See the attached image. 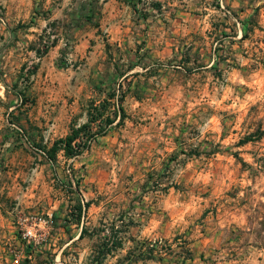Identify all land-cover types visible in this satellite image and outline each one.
<instances>
[{
	"label": "rangeland",
	"instance_id": "1",
	"mask_svg": "<svg viewBox=\"0 0 264 264\" xmlns=\"http://www.w3.org/2000/svg\"><path fill=\"white\" fill-rule=\"evenodd\" d=\"M82 126L87 148L51 162ZM15 203L53 214L36 264H95L111 235L100 264H264V0H0V204ZM14 235L0 220L2 264Z\"/></svg>",
	"mask_w": 264,
	"mask_h": 264
},
{
	"label": "built area",
	"instance_id": "2",
	"mask_svg": "<svg viewBox=\"0 0 264 264\" xmlns=\"http://www.w3.org/2000/svg\"><path fill=\"white\" fill-rule=\"evenodd\" d=\"M63 49L69 58L71 43L63 41ZM18 133L23 145L32 152L43 154L28 138V136L16 124H10ZM82 214L85 207L81 200ZM12 227L14 232V245L8 249L11 260L7 264H36L37 259L43 256L46 246L52 236L53 214L52 212L38 213L23 208L15 203L11 210ZM46 264V263H44Z\"/></svg>",
	"mask_w": 264,
	"mask_h": 264
},
{
	"label": "trees",
	"instance_id": "3",
	"mask_svg": "<svg viewBox=\"0 0 264 264\" xmlns=\"http://www.w3.org/2000/svg\"><path fill=\"white\" fill-rule=\"evenodd\" d=\"M47 50H48V47H46L45 50L40 52L37 57L38 58L42 57L47 52ZM36 67H37V65H35L34 70L32 72H30V74H28V76L35 73ZM18 93L22 99L25 98V94L23 93V91H19ZM118 111H120V112L123 111L121 106H118ZM104 123H105V129H106L107 127L114 124L115 120L111 116H106ZM85 129H86V126H82L78 129H75L70 135L66 136L65 138L56 140L53 143L52 147L50 149H48V151H47L48 159L51 162H53L55 160L56 154L59 150H62L64 152V156H66L68 158H74V157L80 155L82 153V151L84 149H86L88 146L87 140H84V141L79 140V134L82 132L85 134V132H84ZM93 136L94 135H91L90 137L92 138ZM84 207H86V204H84ZM75 210H76V214H75L76 217L75 218L77 221H80V218L82 215V204H78L75 207ZM86 233H87L86 228L82 227L80 234L78 236V240L83 239ZM142 245H144V244L141 243V246ZM121 246H122L121 239H119V238L117 239L113 235H111V237L105 238L104 242L99 247L98 253H101V255L97 256L95 264H100V260L102 258H105L107 255H109V254L115 252L116 250L120 249ZM160 248H161V250L163 249L161 246L158 247V245L157 246L152 245L151 247L147 246L146 250H147L148 255L146 254V256L143 252H141L142 253L141 255H138V254H136V252L134 250H132V252L128 253V255L126 256L125 259H127V261L129 263L130 262L133 263L137 260L146 261V260L152 259L154 253L161 254ZM139 249H141V248H138V252H140ZM187 254L188 255L190 254L189 251L187 252Z\"/></svg>",
	"mask_w": 264,
	"mask_h": 264
},
{
	"label": "crops",
	"instance_id": "4",
	"mask_svg": "<svg viewBox=\"0 0 264 264\" xmlns=\"http://www.w3.org/2000/svg\"><path fill=\"white\" fill-rule=\"evenodd\" d=\"M87 39L84 40H81L80 43L77 44V47H76V51H77V54H76V57H83V51H84V47H87ZM24 194H21V197H23ZM10 209L9 208H5L3 207L2 204H0V220H3V221H7L9 219H11V212L9 211ZM2 258L0 257V264H2ZM6 261V260H5ZM8 261H6L4 264H7Z\"/></svg>",
	"mask_w": 264,
	"mask_h": 264
}]
</instances>
